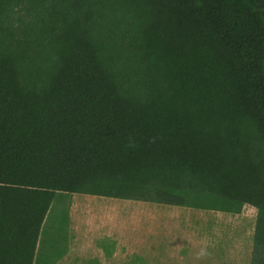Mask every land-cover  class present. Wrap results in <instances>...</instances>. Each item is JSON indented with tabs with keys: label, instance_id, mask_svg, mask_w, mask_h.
I'll return each instance as SVG.
<instances>
[{
	"label": "trees",
	"instance_id": "trees-1",
	"mask_svg": "<svg viewBox=\"0 0 264 264\" xmlns=\"http://www.w3.org/2000/svg\"><path fill=\"white\" fill-rule=\"evenodd\" d=\"M73 195L251 207L264 264V0H0V264L62 260Z\"/></svg>",
	"mask_w": 264,
	"mask_h": 264
},
{
	"label": "rangeland",
	"instance_id": "rangeland-1",
	"mask_svg": "<svg viewBox=\"0 0 264 264\" xmlns=\"http://www.w3.org/2000/svg\"><path fill=\"white\" fill-rule=\"evenodd\" d=\"M111 209L117 210L115 215ZM164 209L151 204H125L112 199L75 195L69 211V224L71 218L72 233H83L88 228L93 232L126 236L130 242L132 238L140 239L135 244H143L141 239L144 240V237L153 238L166 233L175 236L172 242L181 247L190 246L193 242L190 238L180 237L195 234V264H223L217 261L223 254L232 262L230 264H236V260L239 262L237 264H250L256 224V211L253 208L245 207L237 216L210 211L190 212L178 208L169 212L168 216L155 214ZM150 213H154V216L150 217ZM190 213L195 217H191ZM194 218L195 225L192 223ZM99 261L85 255L70 254L57 264H100ZM122 261L117 259V264L127 263Z\"/></svg>",
	"mask_w": 264,
	"mask_h": 264
},
{
	"label": "crops",
	"instance_id": "crops-1",
	"mask_svg": "<svg viewBox=\"0 0 264 264\" xmlns=\"http://www.w3.org/2000/svg\"><path fill=\"white\" fill-rule=\"evenodd\" d=\"M122 203H133L134 205L148 204L131 201H122ZM154 206L159 207L160 209L161 207L165 208L162 210V212L160 210L156 211L155 213L157 216L161 215V217H164V215L168 216L169 212L177 208L190 212L196 211L179 207H163L159 205ZM111 211L113 215H115L117 212L116 209H111ZM193 215L194 214L190 213L191 217ZM149 216L153 217L154 213H150ZM172 216L174 217L173 213ZM70 221L68 251L64 257L70 254H80L87 257L96 258L97 261H99L97 259L99 258L100 264H117V259H123L122 262L127 261V263L120 264H195V234H191L189 236L185 234V236L181 235L180 237L181 239H183V237L190 238V240L193 241L190 243V246L183 245V247H181L180 244L172 242L174 241L173 239L175 236H169L166 233L162 234V236L159 235L153 238L144 237V240L141 239L143 244H135V242H138L140 239L132 238V242H130V239H128L126 236L113 233L108 234L101 231L93 232L88 228L83 233H72L73 224L71 218ZM95 223H92V225H95ZM192 223L195 225V218L192 219ZM224 256L225 254L221 255L220 259H217V261L223 264L232 263ZM209 257L211 256L209 255ZM237 263L239 262L236 260V264Z\"/></svg>",
	"mask_w": 264,
	"mask_h": 264
}]
</instances>
